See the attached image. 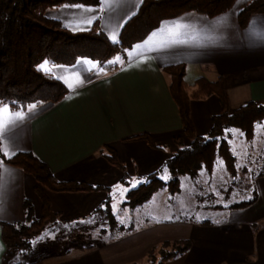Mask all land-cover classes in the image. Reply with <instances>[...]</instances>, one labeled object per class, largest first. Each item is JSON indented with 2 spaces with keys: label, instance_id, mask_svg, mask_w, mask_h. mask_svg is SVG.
<instances>
[{
  "label": "crops",
  "instance_id": "1",
  "mask_svg": "<svg viewBox=\"0 0 264 264\" xmlns=\"http://www.w3.org/2000/svg\"><path fill=\"white\" fill-rule=\"evenodd\" d=\"M247 1L237 0L229 11L211 18L186 12L163 20L145 40L130 48L127 62L110 74H104L95 61L87 58L71 66L48 63L49 72L66 83L69 93L51 107L13 110L5 104L0 106L22 116L10 123H5L6 115L0 117V154L9 157L32 150L58 179L102 186L91 191L44 187L52 209L62 219L80 222L94 217L96 207L107 199L104 190L111 189L123 176L122 170L103 156L102 148L111 145L120 158L138 148L148 151L144 139H128L140 133L149 134L156 143L175 145L177 137L188 142L163 66L183 63L189 84L200 76L210 80L223 76L231 108L250 100L264 101V13L252 16L241 27L238 14ZM140 2L64 4L48 13L72 30L89 29L98 20L108 37L114 41L115 35L117 41ZM221 110L217 95L192 100L190 116L196 133L205 134L212 115ZM35 185L31 174L0 157V264L6 260L1 222L22 220L25 198L34 203L37 214L41 212ZM255 191L257 200L230 209L226 222H185L134 230L111 242L105 251H88L48 264H123L144 257L161 240L174 238H189L192 247L165 264H222L246 258L264 264V180L256 182ZM7 258L14 263L17 256Z\"/></svg>",
  "mask_w": 264,
  "mask_h": 264
},
{
  "label": "trees",
  "instance_id": "2",
  "mask_svg": "<svg viewBox=\"0 0 264 264\" xmlns=\"http://www.w3.org/2000/svg\"><path fill=\"white\" fill-rule=\"evenodd\" d=\"M236 2L237 0H141L138 10L121 28L118 40L112 41L101 29L98 20L89 29L72 30L48 13L64 4L97 6L100 0H0V106L5 104L13 110H28L33 105L51 107L59 103L69 93V88L63 80L41 69L40 66L45 61L71 66L78 60L87 58L95 61L104 74H110L127 62L130 48L145 40L163 20L186 12H198L211 18L229 11ZM263 13L264 0H248L238 14L240 26L245 27L252 16ZM162 70L168 78L169 89L178 107L182 130L188 142L175 138L177 150L165 161L170 173L169 181H164L158 172L148 175L146 180L128 191L125 202L130 207L142 205L165 186L175 193L179 190L180 175L189 174L197 178L202 169L211 172L217 157L223 158L228 171L235 175L236 156L231 150L226 133L232 128H238L247 138H251L256 123L264 121V101L250 100L237 108L230 107L226 94L227 82L223 76L214 80L200 76L193 84H189L185 80L183 63L168 64ZM211 95L218 96L222 110L212 115L209 130L198 135L191 120L190 103ZM128 139L154 142L147 133ZM100 152L122 170L121 181L129 185L126 165L117 150L107 145ZM3 160L20 167L35 178V190L41 199L40 214H37L34 203L25 198L22 205L24 218L14 222H1L6 256L15 251L25 252L31 249L36 237L48 224L58 223L61 214L52 209L44 187L53 191H91L102 187L58 179L50 166L32 150L19 151L3 157ZM256 200L257 193L254 191L248 199L233 203L231 208H243ZM109 201L110 196L104 202L107 204ZM100 210L101 206H98L94 213ZM107 216L112 230L124 229L123 225L117 227V220L110 209ZM165 244L172 247V251L162 255L164 248H161L159 264L186 254L192 247L189 238L168 239ZM155 247L154 245L148 250L144 259L155 255ZM222 264L255 262L246 258L227 260Z\"/></svg>",
  "mask_w": 264,
  "mask_h": 264
},
{
  "label": "rangeland",
  "instance_id": "3",
  "mask_svg": "<svg viewBox=\"0 0 264 264\" xmlns=\"http://www.w3.org/2000/svg\"><path fill=\"white\" fill-rule=\"evenodd\" d=\"M225 136L236 156L235 175L228 171L223 158L217 157L211 172L202 169L197 178L189 174L180 175L179 190L175 193L165 186L147 202L130 207L125 202L128 191L146 180L148 175L158 172L164 181H169L170 173L165 161L177 150L176 144L150 143L145 140L150 147L148 151L138 148L128 155H121L130 184L117 181L111 189L104 190L107 198L110 196V201L107 204L103 201L99 205L101 210L94 213V217L80 222H69L60 216L58 224H48L36 237L31 249L8 253L5 264H48L88 251H103L111 242L126 237L134 230L147 227L169 224L178 226L185 222L217 224L228 221L231 205L248 199L255 191L256 182L259 179L264 180V121L256 123L251 138H247L238 128L230 129ZM0 157L4 161L2 154ZM108 209L115 216L117 227L123 225V230L111 229ZM164 242L166 240L155 244V255L145 259V256L140 257L123 264H159L161 256L172 251V247L164 245ZM161 248H164L162 255ZM12 254L17 256L14 263L7 258Z\"/></svg>",
  "mask_w": 264,
  "mask_h": 264
},
{
  "label": "snow or ice",
  "instance_id": "4",
  "mask_svg": "<svg viewBox=\"0 0 264 264\" xmlns=\"http://www.w3.org/2000/svg\"><path fill=\"white\" fill-rule=\"evenodd\" d=\"M112 39L115 41L116 40V36L113 35L112 36ZM139 47V46H138ZM117 60H119V58H117ZM41 69L44 70V71H50L51 69L48 68V65H47V62H45L44 64H42L41 66ZM32 107H35L34 105ZM7 116V120L5 121V123H10L13 119L15 118H22L21 114L20 113H10L9 109L7 107H3V108H0V117H3V116ZM5 154H7L5 152Z\"/></svg>",
  "mask_w": 264,
  "mask_h": 264
}]
</instances>
